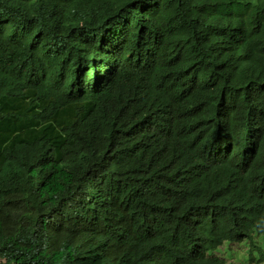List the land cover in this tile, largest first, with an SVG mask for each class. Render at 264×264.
Returning a JSON list of instances; mask_svg holds the SVG:
<instances>
[{"label":"trees","instance_id":"1","mask_svg":"<svg viewBox=\"0 0 264 264\" xmlns=\"http://www.w3.org/2000/svg\"><path fill=\"white\" fill-rule=\"evenodd\" d=\"M257 234L264 0H0V264H229Z\"/></svg>","mask_w":264,"mask_h":264},{"label":"rangeland","instance_id":"2","mask_svg":"<svg viewBox=\"0 0 264 264\" xmlns=\"http://www.w3.org/2000/svg\"><path fill=\"white\" fill-rule=\"evenodd\" d=\"M254 240L259 242L261 238L255 236ZM252 250H254V247L245 241H228L220 245L212 254L222 257V259L229 264H264V261L253 262L247 259L249 251Z\"/></svg>","mask_w":264,"mask_h":264},{"label":"clouds","instance_id":"3","mask_svg":"<svg viewBox=\"0 0 264 264\" xmlns=\"http://www.w3.org/2000/svg\"><path fill=\"white\" fill-rule=\"evenodd\" d=\"M105 62H109L108 61V59H106L105 60ZM93 68L91 67V64H90V62L88 61V60H86L85 61V78L87 79V80H92V81H95L96 80V78H99V71H100V67H99V65L98 66H96V61H95V59H93ZM94 69V70H93ZM92 70H93V73H94V78H92V76H90V72H92ZM255 236H257V237H260L261 238V240L259 241V242H256L254 239H255ZM254 237H253V242L256 244V245H254L253 247H254V249L256 248V246H258L260 243L262 244L264 241H263V239H262V236L261 235H255ZM242 241H245V242H247V243H249V241L248 240H242ZM226 242H228V241H226ZM241 242V241H240ZM224 243V242H223ZM222 243V244H223ZM221 244V245H222ZM250 244V243H249ZM216 250V249H215ZM252 252H253V254H254V256L255 255H257V251H253L252 250ZM214 255H216V254H214ZM220 257V256H219ZM249 257H250V253H249V255H248V258L247 259H249ZM220 258H222V257H220ZM1 260H3L2 258H0ZM262 261H264V259L263 260H259V259H257L256 258V261H253V262H262ZM225 262V261H224ZM225 263H227V262H225Z\"/></svg>","mask_w":264,"mask_h":264}]
</instances>
